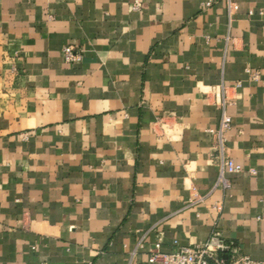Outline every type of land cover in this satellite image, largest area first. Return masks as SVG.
Returning <instances> with one entry per match:
<instances>
[{"label":"crops","instance_id":"0c3cea01","mask_svg":"<svg viewBox=\"0 0 264 264\" xmlns=\"http://www.w3.org/2000/svg\"><path fill=\"white\" fill-rule=\"evenodd\" d=\"M0 53V264H151L158 233L213 231L264 263V0H0Z\"/></svg>","mask_w":264,"mask_h":264},{"label":"built area","instance_id":"2783aa9c","mask_svg":"<svg viewBox=\"0 0 264 264\" xmlns=\"http://www.w3.org/2000/svg\"><path fill=\"white\" fill-rule=\"evenodd\" d=\"M138 6V2H135L134 8ZM62 52L66 64H75L81 61L83 50L68 44L63 47ZM253 77L256 78L257 73H253ZM216 104L220 109V119L217 128L210 132L215 135L218 149L222 153L225 134L230 130L232 122L228 108L233 104L225 89L221 90ZM220 158L215 186L228 190L230 181L227 175L240 173L243 169L229 157L221 154ZM250 172L254 173V170L251 169ZM161 239V233H158L156 245L150 250L148 257L151 264H264L244 254L235 241L223 238L218 231H213L204 242L196 245L181 246L174 241V248L167 253L159 249Z\"/></svg>","mask_w":264,"mask_h":264},{"label":"rangeland","instance_id":"374dc122","mask_svg":"<svg viewBox=\"0 0 264 264\" xmlns=\"http://www.w3.org/2000/svg\"><path fill=\"white\" fill-rule=\"evenodd\" d=\"M12 63L9 55L5 56L0 53V132L8 130L15 125L14 122L11 121L14 115L10 116L11 114L9 115V112L3 114L7 104L11 102V99L15 98L18 92L17 90H6L3 88L4 82H14L17 79L15 74H13L15 68ZM6 70H8L10 74L6 73ZM7 111H10V109L8 108L6 112Z\"/></svg>","mask_w":264,"mask_h":264}]
</instances>
